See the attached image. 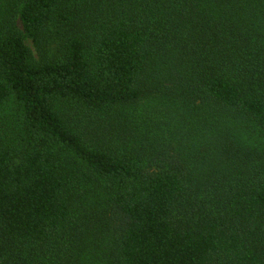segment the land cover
<instances>
[{"label":"trees","instance_id":"trees-1","mask_svg":"<svg viewBox=\"0 0 264 264\" xmlns=\"http://www.w3.org/2000/svg\"><path fill=\"white\" fill-rule=\"evenodd\" d=\"M0 264H264V0H0Z\"/></svg>","mask_w":264,"mask_h":264},{"label":"rangeland","instance_id":"rangeland-1","mask_svg":"<svg viewBox=\"0 0 264 264\" xmlns=\"http://www.w3.org/2000/svg\"><path fill=\"white\" fill-rule=\"evenodd\" d=\"M16 25H17V27H18L20 30H22L21 25H20L18 19H16ZM24 42H25V45L31 50L34 60H35V61H38V60H39V55H38L37 51L35 50V48L33 47L32 42H31L29 39H27V38L25 39ZM145 105H148V104H142V105L139 107V109L142 108V106H145ZM8 110L11 112V109H10V108H8ZM13 116H15V115H13Z\"/></svg>","mask_w":264,"mask_h":264}]
</instances>
